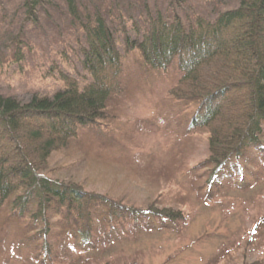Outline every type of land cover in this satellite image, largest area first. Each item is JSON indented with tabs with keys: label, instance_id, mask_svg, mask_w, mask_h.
Here are the masks:
<instances>
[{
	"label": "trees",
	"instance_id": "trees-1",
	"mask_svg": "<svg viewBox=\"0 0 264 264\" xmlns=\"http://www.w3.org/2000/svg\"><path fill=\"white\" fill-rule=\"evenodd\" d=\"M66 3L76 18L75 0ZM43 5L24 0L32 20ZM154 14L135 40L123 33L124 54L103 15L87 17L80 53L89 81L81 87L63 76V89L51 98L21 105L0 95V264H124L122 248L181 233L187 222L181 211L132 207L43 173L52 152L80 132L103 143L114 118L108 103L146 74L149 95L170 70L179 75L171 100L151 106L170 153L198 130L209 131L208 158L196 167L203 170V205L232 190L264 191V0H240L211 21ZM129 58L138 70H125ZM263 218L249 236H261Z\"/></svg>",
	"mask_w": 264,
	"mask_h": 264
},
{
	"label": "rangeland",
	"instance_id": "rangeland-1",
	"mask_svg": "<svg viewBox=\"0 0 264 264\" xmlns=\"http://www.w3.org/2000/svg\"><path fill=\"white\" fill-rule=\"evenodd\" d=\"M239 1L75 0V18L66 0H44L32 20L24 0H0V95L26 105L33 97L51 98L61 91L63 76L78 81L80 87L88 82L81 65L80 49L85 46L81 24L96 11L124 54L123 33L135 40L136 31L148 29L156 11L166 18L178 14L185 23L196 16L211 21L236 9ZM125 70L138 68L129 58ZM167 76L163 83L154 81L151 95L144 89L149 87V75L131 82L107 105L114 117L108 126L112 136L96 143L80 132L76 140L52 152L43 173L132 207L151 205L187 216L181 233L164 232L122 248L124 264L264 263V240H260L264 227L260 237L247 234L258 217H264V191L259 195L261 190L248 194L232 190L218 203L203 205L198 191L203 170L196 167L208 158L209 131L198 130L170 153L157 132L159 121H151L156 114L151 106L171 100L168 91L179 75L170 70Z\"/></svg>",
	"mask_w": 264,
	"mask_h": 264
}]
</instances>
